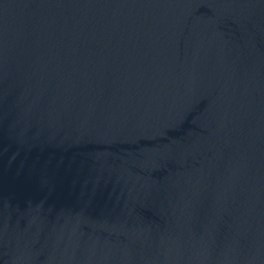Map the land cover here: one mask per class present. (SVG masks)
Wrapping results in <instances>:
<instances>
[{
  "label": "water",
  "instance_id": "obj_1",
  "mask_svg": "<svg viewBox=\"0 0 264 264\" xmlns=\"http://www.w3.org/2000/svg\"><path fill=\"white\" fill-rule=\"evenodd\" d=\"M0 264H264V0H0Z\"/></svg>",
  "mask_w": 264,
  "mask_h": 264
}]
</instances>
